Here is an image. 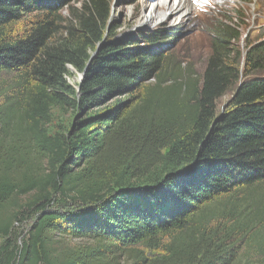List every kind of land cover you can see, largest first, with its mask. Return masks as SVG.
<instances>
[{"label": "trees", "instance_id": "16d2710c", "mask_svg": "<svg viewBox=\"0 0 264 264\" xmlns=\"http://www.w3.org/2000/svg\"><path fill=\"white\" fill-rule=\"evenodd\" d=\"M113 3L0 0V264H264V26L199 75Z\"/></svg>", "mask_w": 264, "mask_h": 264}, {"label": "rangeland", "instance_id": "374dc122", "mask_svg": "<svg viewBox=\"0 0 264 264\" xmlns=\"http://www.w3.org/2000/svg\"><path fill=\"white\" fill-rule=\"evenodd\" d=\"M154 2L156 0H114L112 18L120 25L119 34L123 36L139 30L158 28H167L173 31L176 35L172 37L175 40L173 55L183 63V68H187L189 64L193 63L190 70H195L199 75L203 72L204 59L210 52L213 25L216 22L225 21L224 15L229 16L235 22L241 21L245 25L241 29L242 48L246 47L245 39L249 43L256 42L259 38V30L264 26V0H198L196 5L191 0L194 12L183 16L175 24L169 20H160L156 24L154 22V25L152 23L144 25L141 23V19L147 13V5ZM69 81L72 85L80 83V75L70 77ZM228 99L229 96H225L220 100V109ZM54 114L52 128L57 129L61 124H68L69 115L58 111H55ZM30 226V222L15 226L17 236L21 237L19 241L28 234ZM2 242L3 239L0 238V244Z\"/></svg>", "mask_w": 264, "mask_h": 264}, {"label": "bare ground", "instance_id": "6f19581e", "mask_svg": "<svg viewBox=\"0 0 264 264\" xmlns=\"http://www.w3.org/2000/svg\"><path fill=\"white\" fill-rule=\"evenodd\" d=\"M192 2L194 5L197 4V0H192ZM193 8L191 0H156V2L147 5V13L141 19V23L154 25V22L156 24L160 20H169L175 24L183 16L192 14Z\"/></svg>", "mask_w": 264, "mask_h": 264}, {"label": "water", "instance_id": "95a60500", "mask_svg": "<svg viewBox=\"0 0 264 264\" xmlns=\"http://www.w3.org/2000/svg\"><path fill=\"white\" fill-rule=\"evenodd\" d=\"M71 70H73V69H71ZM74 71V70H73ZM80 75V83L82 82V80H83V74H79Z\"/></svg>", "mask_w": 264, "mask_h": 264}]
</instances>
